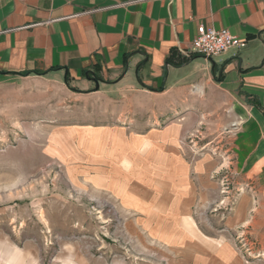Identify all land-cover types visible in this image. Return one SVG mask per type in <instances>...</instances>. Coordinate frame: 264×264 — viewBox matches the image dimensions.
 Here are the masks:
<instances>
[{"label":"crops","instance_id":"1","mask_svg":"<svg viewBox=\"0 0 264 264\" xmlns=\"http://www.w3.org/2000/svg\"><path fill=\"white\" fill-rule=\"evenodd\" d=\"M200 25L247 45L206 57L192 45ZM92 76L126 104L119 120L57 125L45 144L76 197L109 200L77 239L76 263L264 264L237 236L264 251V0H0V102L46 79L96 90ZM144 92L160 109L131 106ZM225 102L234 136L223 163L183 137L190 105ZM225 165L251 189L228 217H199Z\"/></svg>","mask_w":264,"mask_h":264},{"label":"rangeland","instance_id":"2","mask_svg":"<svg viewBox=\"0 0 264 264\" xmlns=\"http://www.w3.org/2000/svg\"><path fill=\"white\" fill-rule=\"evenodd\" d=\"M143 94L131 106L160 109L149 93ZM118 97L102 84L94 90L46 79L27 82L0 102V264H77L76 241L90 239L92 223L98 221L94 214L97 209L108 211L109 200L91 193L76 197L58 160L45 154L46 139L57 125L119 120L115 113L125 110L126 104ZM186 112L194 124L184 135V144H196L201 147L196 153L208 151L220 155L223 163L230 162L234 126L229 104L221 103L217 109L193 104ZM212 177L218 195L199 217L216 213L228 217L251 188L240 184L226 165L214 170ZM237 236L249 256L245 243L251 240L243 233ZM255 256L264 258V251Z\"/></svg>","mask_w":264,"mask_h":264},{"label":"built area","instance_id":"3","mask_svg":"<svg viewBox=\"0 0 264 264\" xmlns=\"http://www.w3.org/2000/svg\"><path fill=\"white\" fill-rule=\"evenodd\" d=\"M192 45L195 52L206 57H213L231 48H244L247 45V40L232 34L226 28L215 29L200 25ZM247 252L249 256L254 255L251 249H247Z\"/></svg>","mask_w":264,"mask_h":264},{"label":"water","instance_id":"4","mask_svg":"<svg viewBox=\"0 0 264 264\" xmlns=\"http://www.w3.org/2000/svg\"><path fill=\"white\" fill-rule=\"evenodd\" d=\"M91 79L96 83V88L95 89L98 90L99 89V84H100V79L95 78L94 76H92Z\"/></svg>","mask_w":264,"mask_h":264},{"label":"trees","instance_id":"5","mask_svg":"<svg viewBox=\"0 0 264 264\" xmlns=\"http://www.w3.org/2000/svg\"><path fill=\"white\" fill-rule=\"evenodd\" d=\"M30 73H32V72H30ZM34 73L41 74V72H34Z\"/></svg>","mask_w":264,"mask_h":264}]
</instances>
